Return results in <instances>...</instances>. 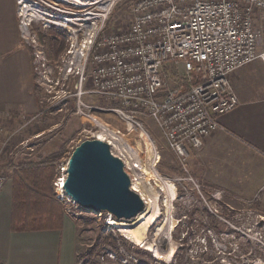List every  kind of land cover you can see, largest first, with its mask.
Wrapping results in <instances>:
<instances>
[{
    "label": "built area",
    "instance_id": "1",
    "mask_svg": "<svg viewBox=\"0 0 264 264\" xmlns=\"http://www.w3.org/2000/svg\"><path fill=\"white\" fill-rule=\"evenodd\" d=\"M56 2L47 4L48 23L67 31L71 41L60 59L61 80L73 79L76 95L115 102L109 107L87 106L84 117L92 125L89 139L106 142L126 171L133 151L125 133L92 112L115 115L127 122L129 133L143 128L137 117L150 119L186 172L187 177L179 180L200 187L187 172L189 151L198 149L203 138L220 127L219 115L237 106L230 85L233 73L256 59L264 61V51L257 49L260 27L256 22V14L264 12V0H87L73 3L74 11H62L57 4L64 0ZM123 2H130L128 27L105 31L110 9ZM33 11H38L34 3L16 0L20 37L30 50L35 77L44 83L49 81L50 69L29 33ZM166 64L181 65L199 83L173 94L163 76ZM12 136L0 125V163ZM3 172L0 191L8 179ZM62 173L66 175V167ZM222 195L223 191L213 190L212 197Z\"/></svg>",
    "mask_w": 264,
    "mask_h": 264
},
{
    "label": "rangeland",
    "instance_id": "2",
    "mask_svg": "<svg viewBox=\"0 0 264 264\" xmlns=\"http://www.w3.org/2000/svg\"><path fill=\"white\" fill-rule=\"evenodd\" d=\"M28 1L38 9L36 13L33 11L29 33L45 54L50 69L49 81L42 83L33 72L38 98L36 115L12 117L6 122L0 118V125L5 128L6 134H13L0 163V175L4 171L6 177L11 178L12 173L10 170L7 172L10 161L39 162L40 158L63 147L64 152L54 166L56 178L52 185L56 200L64 208L65 218L74 224L75 252L72 264H264L262 212L253 203L234 200L224 192L220 199L212 197L216 188L198 182L189 171L188 162L187 172L200 183V187L188 180L180 181L179 178L187 177L186 172L150 119L137 117L143 128L129 133L126 130L127 122L118 120L115 115L92 112L103 122L110 123L109 119L115 118L117 128L125 133L132 147L133 155L127 159L131 166H127L126 171L133 190L137 193L143 191L150 201V208L144 211L143 216L137 214L128 220L116 219L106 212L95 213L81 208L67 199L59 182L66 178L62 169L67 167L74 148L89 139L92 125L84 117L89 110L87 106L109 107L115 106V102L110 104L97 95H76V82L73 79L61 80L60 59L71 41L68 32L55 25L50 26L46 16L47 11H51L47 4L57 3L58 0ZM64 2L57 4V8L74 11L76 8L72 4L78 5L83 0ZM129 5L130 2L113 5L105 20V31H123L128 27ZM261 14L264 12L256 14L260 27L257 49L264 51ZM40 35H44L45 40L54 39L56 46H63L51 61L46 54L48 47L41 42ZM22 41L25 45V41ZM166 66L175 68L178 76V80L171 77L170 72L163 68L169 90L181 85V79L190 83L195 78L188 75L189 78L181 65ZM87 69H90V65H87ZM142 131L159 154L155 166L147 156L145 142L140 136ZM133 179L138 183H132ZM212 218L217 220L221 231L214 229ZM110 237L114 239L113 245L107 240Z\"/></svg>",
    "mask_w": 264,
    "mask_h": 264
},
{
    "label": "crops",
    "instance_id": "3",
    "mask_svg": "<svg viewBox=\"0 0 264 264\" xmlns=\"http://www.w3.org/2000/svg\"><path fill=\"white\" fill-rule=\"evenodd\" d=\"M230 85L238 104L219 115L220 127L189 151V171L198 182L253 203L264 215V61L256 59L238 69ZM37 112L32 58L20 37L16 0H0V118L6 122ZM109 120L117 128V120ZM11 180L0 191V264H72L71 220L64 217L61 231L12 230Z\"/></svg>",
    "mask_w": 264,
    "mask_h": 264
},
{
    "label": "water",
    "instance_id": "4",
    "mask_svg": "<svg viewBox=\"0 0 264 264\" xmlns=\"http://www.w3.org/2000/svg\"><path fill=\"white\" fill-rule=\"evenodd\" d=\"M63 189L79 207L116 219H131L145 207L143 198L132 189L123 161L99 139L84 140L74 148Z\"/></svg>",
    "mask_w": 264,
    "mask_h": 264
},
{
    "label": "trees",
    "instance_id": "5",
    "mask_svg": "<svg viewBox=\"0 0 264 264\" xmlns=\"http://www.w3.org/2000/svg\"><path fill=\"white\" fill-rule=\"evenodd\" d=\"M261 21L264 22V14H261ZM40 40L45 43L48 49L46 54L48 60H53L60 50L62 44H55L54 39ZM170 72L171 77L178 80L175 68L163 67ZM35 79V78H34ZM181 85L170 90L173 94L184 91L195 86L199 81L195 78L190 83L179 80ZM64 152L61 146L58 151L39 159V162L20 161L8 162L12 175V206H11V228L13 231H41L61 230L65 217L64 208L56 200L53 192V181L56 178L55 164ZM214 187V186H213ZM203 212H206L204 210ZM208 214V213H207ZM214 229L221 231L216 219L212 218ZM109 243L114 244V239L107 238ZM173 248V247H172Z\"/></svg>",
    "mask_w": 264,
    "mask_h": 264
},
{
    "label": "bare ground",
    "instance_id": "6",
    "mask_svg": "<svg viewBox=\"0 0 264 264\" xmlns=\"http://www.w3.org/2000/svg\"><path fill=\"white\" fill-rule=\"evenodd\" d=\"M84 1V0H83ZM140 136L141 138L144 140L145 142V145H146V149H147V156L149 158V161L152 163L153 166H155V163L157 162L158 158H159V154L155 151V149L153 148L154 146H152L150 144V141L148 139V137L145 135V133L142 131L140 132ZM126 164L130 167L131 164L129 162V160L126 161ZM65 178V177H64ZM64 180L65 179H61L60 182H59V186L63 188V183H64ZM132 183H138L137 181H135V179L132 180ZM132 186V184H131ZM133 189V188H132ZM61 190V189H60ZM146 192V191H145ZM139 195L143 198V200L145 201V208L138 213V216L141 217L144 215V211L146 209H149L150 206H149V199L147 200V197L145 195V193L143 191H140L138 192ZM150 198V197H149Z\"/></svg>",
    "mask_w": 264,
    "mask_h": 264
}]
</instances>
